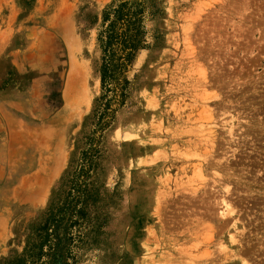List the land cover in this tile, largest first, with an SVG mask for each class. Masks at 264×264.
I'll return each mask as SVG.
<instances>
[{
	"label": "rangeland",
	"instance_id": "1",
	"mask_svg": "<svg viewBox=\"0 0 264 264\" xmlns=\"http://www.w3.org/2000/svg\"><path fill=\"white\" fill-rule=\"evenodd\" d=\"M123 1L141 44L104 81ZM13 87L45 116L66 97L77 128L45 204L10 229L0 206V264H264V0H0V94Z\"/></svg>",
	"mask_w": 264,
	"mask_h": 264
},
{
	"label": "crops",
	"instance_id": "2",
	"mask_svg": "<svg viewBox=\"0 0 264 264\" xmlns=\"http://www.w3.org/2000/svg\"><path fill=\"white\" fill-rule=\"evenodd\" d=\"M22 53L11 49L9 57ZM64 100L57 112L45 116L35 109L32 89L13 87L0 94V206L9 229L20 209L45 204L65 170L69 150L62 136L68 125L77 128L78 109Z\"/></svg>",
	"mask_w": 264,
	"mask_h": 264
},
{
	"label": "trees",
	"instance_id": "3",
	"mask_svg": "<svg viewBox=\"0 0 264 264\" xmlns=\"http://www.w3.org/2000/svg\"><path fill=\"white\" fill-rule=\"evenodd\" d=\"M139 11L133 9L130 1H123L105 13L107 25L101 32L100 39L104 52L111 60L105 61L103 65L104 81L108 76L113 77L118 72L126 70L139 48L142 34Z\"/></svg>",
	"mask_w": 264,
	"mask_h": 264
},
{
	"label": "bare ground",
	"instance_id": "4",
	"mask_svg": "<svg viewBox=\"0 0 264 264\" xmlns=\"http://www.w3.org/2000/svg\"><path fill=\"white\" fill-rule=\"evenodd\" d=\"M76 104V103H75ZM69 105H72V104H69ZM74 106V105H73ZM127 132L128 133H132V130H128L127 129ZM206 142V141H205ZM202 158V157H201ZM200 168V167H199ZM203 175V174H202ZM224 202H225V210L221 213L223 216H225V215H228V214H232L233 213V208H234V206H232V204L230 203V202H228V201H226L225 199L223 200ZM226 221V220H225ZM229 239H230V242H231V244H236V243H238L239 241L237 240V238H236V235H234V234H230V237H229ZM241 240V239H240ZM234 247V246H233ZM228 248H230V249H228V250H230L229 251V253H231V255L230 256H235V255H232V253H236V251L232 248L231 249V247L229 246ZM225 249L227 250V248L225 247ZM227 253V252H226ZM242 253V252H241ZM250 257V256H249ZM242 264H246L245 263V260H244V263H242ZM250 264V263H249Z\"/></svg>",
	"mask_w": 264,
	"mask_h": 264
}]
</instances>
